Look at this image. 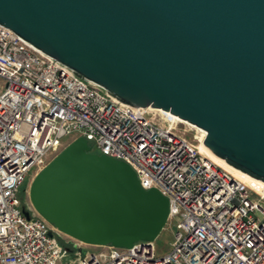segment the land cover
I'll list each match as a JSON object with an SVG mask.
<instances>
[{
  "label": "water",
  "instance_id": "1",
  "mask_svg": "<svg viewBox=\"0 0 264 264\" xmlns=\"http://www.w3.org/2000/svg\"><path fill=\"white\" fill-rule=\"evenodd\" d=\"M0 25L113 101L204 130L207 153L264 182V0H0ZM29 200L91 245L154 241L169 215L165 196L81 136Z\"/></svg>",
  "mask_w": 264,
  "mask_h": 264
},
{
  "label": "built area",
  "instance_id": "2",
  "mask_svg": "<svg viewBox=\"0 0 264 264\" xmlns=\"http://www.w3.org/2000/svg\"><path fill=\"white\" fill-rule=\"evenodd\" d=\"M174 117L113 101L0 25V264H264V198L203 155ZM80 136L168 199L166 252L153 241L86 244L38 214L29 190L21 195Z\"/></svg>",
  "mask_w": 264,
  "mask_h": 264
},
{
  "label": "rangeland",
  "instance_id": "3",
  "mask_svg": "<svg viewBox=\"0 0 264 264\" xmlns=\"http://www.w3.org/2000/svg\"><path fill=\"white\" fill-rule=\"evenodd\" d=\"M180 122V121H179ZM180 125V130L184 133V135L186 136V138L190 141H192L194 144H198L199 143V135L200 133L194 129L193 127L188 126L187 124H184L183 122ZM34 178V176L28 177L27 180L23 183L22 186V191L21 195H25L24 192L29 190V185L32 181V179ZM253 191L255 193L260 194L263 198V192L261 190H259L258 188H252ZM254 198H258L257 196L254 195ZM261 203L264 205V200H260ZM64 237V236H61ZM173 239V227L170 223L167 222V224L165 225L164 229L162 230V232L158 235V237L153 241L154 245L156 247V250L159 253H164L166 252L169 248H170V244L172 242ZM61 240H63V238H61ZM88 250H93L95 249L94 246H87L86 247ZM82 253H85V251H81Z\"/></svg>",
  "mask_w": 264,
  "mask_h": 264
},
{
  "label": "bare ground",
  "instance_id": "4",
  "mask_svg": "<svg viewBox=\"0 0 264 264\" xmlns=\"http://www.w3.org/2000/svg\"><path fill=\"white\" fill-rule=\"evenodd\" d=\"M176 120L183 122L184 124H187L190 127H193L194 129H196L200 135H199V143L196 144L198 150L205 155L206 157H208L212 162L216 163L217 165L221 166L222 168H224L225 170L231 172L236 178H238L241 182H243L247 187H249L250 189L252 188H258L259 190H261L263 192L264 195V182L259 180V179H253L250 176L242 173L241 171L231 167L230 165L222 162L220 159L210 155L209 153H207L201 146V144L203 143V137L205 135L204 130L188 123L187 121H184L182 119H180L179 117H174ZM253 190V189H252ZM258 194V193H257ZM260 195V194H258ZM261 196V195H260ZM262 197V196H261Z\"/></svg>",
  "mask_w": 264,
  "mask_h": 264
}]
</instances>
